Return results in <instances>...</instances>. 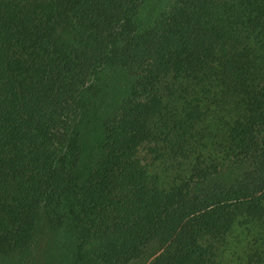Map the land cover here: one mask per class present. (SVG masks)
Wrapping results in <instances>:
<instances>
[{
    "label": "trees",
    "instance_id": "16d2710c",
    "mask_svg": "<svg viewBox=\"0 0 264 264\" xmlns=\"http://www.w3.org/2000/svg\"><path fill=\"white\" fill-rule=\"evenodd\" d=\"M142 1L0 0V264H264V0Z\"/></svg>",
    "mask_w": 264,
    "mask_h": 264
},
{
    "label": "rangeland",
    "instance_id": "374dc122",
    "mask_svg": "<svg viewBox=\"0 0 264 264\" xmlns=\"http://www.w3.org/2000/svg\"><path fill=\"white\" fill-rule=\"evenodd\" d=\"M172 2L171 0H143L137 10V23L140 30L146 29L153 26L154 23L160 18L161 14L169 10ZM114 75L113 70H107L100 72L96 75L94 79L91 80L89 87L87 88L84 99L86 101V106L90 107L86 110V115L88 118L85 119L84 129H86L85 141L88 145V141L92 135L90 132L94 128H98L99 121L96 120L95 114H102L105 111L106 106L105 98L103 94L104 84L109 82L111 77ZM99 111V112H98ZM90 154H93L90 151ZM57 242H53V246L50 248V253L52 256L57 258V264H79L74 258L76 236L74 233H69L66 230L60 231L56 237ZM50 241V240H49ZM85 264H89V260L85 261ZM90 264H95L94 262ZM128 264H150V261H134Z\"/></svg>",
    "mask_w": 264,
    "mask_h": 264
}]
</instances>
